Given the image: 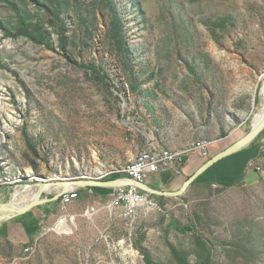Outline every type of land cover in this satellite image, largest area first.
Here are the masks:
<instances>
[{"label": "rangeland", "instance_id": "obj_1", "mask_svg": "<svg viewBox=\"0 0 264 264\" xmlns=\"http://www.w3.org/2000/svg\"><path fill=\"white\" fill-rule=\"evenodd\" d=\"M38 5L61 12L65 49ZM23 21L42 23L51 49L16 37ZM263 80L264 0H0V178L11 182L1 201L39 178L107 180L154 146L248 133ZM155 201L129 221L74 204L71 232L50 221L27 252L0 237V264H146L140 247L152 264H177L169 244L196 264L197 236L213 264H264V148L245 182Z\"/></svg>", "mask_w": 264, "mask_h": 264}, {"label": "crops", "instance_id": "obj_2", "mask_svg": "<svg viewBox=\"0 0 264 264\" xmlns=\"http://www.w3.org/2000/svg\"><path fill=\"white\" fill-rule=\"evenodd\" d=\"M263 132L260 135L261 138L260 136L258 137V143H255V141L242 152L222 160L220 163H218L213 168L204 173L199 178L198 182L200 184L212 183L213 186L221 188L233 186L235 183L240 181V178L243 182H245V179L249 175L251 169H254V165L255 162H257L258 160L260 151L264 148V138L262 137ZM246 134L247 132L244 129L238 128L231 132L228 136L213 143L209 150V159L215 157L216 155L231 147L233 144L241 140ZM207 161V159L200 157L198 154H188L184 158V164L180 169L181 171L179 173H166L171 174L173 177L168 183H165L163 180L164 174H157L154 176H150L146 180L145 184L150 188L156 190L176 192L180 190L184 183L190 177H192ZM255 170L257 172V168ZM85 179L88 178L85 177ZM252 183H255V181H253ZM93 190V194H90L88 188L79 189L80 197L83 196V194H86L93 198V205L84 203L82 201L83 199L75 201L72 205L66 208H63L60 203L58 204L59 201L44 204L42 206L34 208L30 213L24 216L18 217L16 219L10 220L9 222L3 225H0V237L6 239L15 246L23 245L28 246L27 248L31 247L34 244L35 240L38 238V236L41 234L42 227H44V225L48 224L50 221H52V224L57 221L52 220V216H54L56 212L61 213V216L74 215L79 218L81 217L80 214L70 212L69 210V208H71V206H73L74 204L81 203V205H83V212L86 213L90 210V208L92 210H94V208L101 209L111 201V199L109 200L108 198L110 196L112 198V189L93 188ZM56 192L57 191L46 192L43 195V198L51 199L54 195H56ZM150 195L155 200L156 197L159 198L158 196H154L152 194ZM2 199L3 198L1 197L0 204L7 202L6 199L4 201H1ZM58 205H60L59 207L61 209L57 208Z\"/></svg>", "mask_w": 264, "mask_h": 264}, {"label": "built area", "instance_id": "obj_3", "mask_svg": "<svg viewBox=\"0 0 264 264\" xmlns=\"http://www.w3.org/2000/svg\"><path fill=\"white\" fill-rule=\"evenodd\" d=\"M212 144L213 143L209 141L197 142L189 145L187 149L182 152H172L169 149H161L154 146L151 149L138 153L137 157L124 168L116 169L114 172L107 174H120L122 179H130L137 183L145 184L150 176L171 172L176 174L179 173L184 164V158L188 154H198L202 158H208ZM257 170H259V168H257ZM106 175L101 177H105ZM51 181L53 180H50V182ZM9 184H11L9 179L0 178V190ZM88 190L90 194H93V188L89 187ZM80 199L79 189H74L66 193L60 199V203L63 208H66ZM156 208V201L150 194L136 186H126L114 189L111 201L101 209L106 210L112 216L117 215L129 221L138 218L142 212L146 214L154 212ZM77 219L78 217L74 215H62L47 230H54L59 233L63 232V234H67L71 232ZM44 227H42L43 233L46 231ZM35 241L37 242V239ZM31 249L32 247L27 248L26 252Z\"/></svg>", "mask_w": 264, "mask_h": 264}, {"label": "water", "instance_id": "obj_4", "mask_svg": "<svg viewBox=\"0 0 264 264\" xmlns=\"http://www.w3.org/2000/svg\"><path fill=\"white\" fill-rule=\"evenodd\" d=\"M260 101H262L264 105V80L261 84V90L259 95ZM264 131V118L259 126L256 128L251 129L241 140L233 144L231 147L226 149L225 151L221 152L220 154L216 155L215 157L209 159L202 167L192 176L190 177L182 186V188L176 192H168V191H161L150 188L146 184L137 183L130 179H116V180H94V179H76V178H66L58 180H53L48 182L47 184H43L39 180L34 185L29 186L30 189H35L34 198L29 201L24 206L16 208L12 204V197L6 203L0 204V225H3L10 220L16 219L18 217L24 216L30 213L34 208L42 206L44 204L58 202L60 199L68 193L70 190L74 189H83V188H108V189H116L120 187L126 186H136L141 190L148 192L154 196L158 197H171V198H178L183 196V194L196 183L199 178L206 173L208 170L213 168L215 165L220 163L222 160L238 154L248 148L254 141L261 135ZM50 181V180H48ZM46 186H56L59 189H62L56 192V195L53 198H43V195L46 193ZM48 192V191H47Z\"/></svg>", "mask_w": 264, "mask_h": 264}, {"label": "trees", "instance_id": "obj_5", "mask_svg": "<svg viewBox=\"0 0 264 264\" xmlns=\"http://www.w3.org/2000/svg\"><path fill=\"white\" fill-rule=\"evenodd\" d=\"M38 7L46 10L48 15L50 16V19H51L50 22L52 23V25H57L62 29L63 34L61 36V47L63 49H65L64 35L66 33V25L61 20V12L59 10H57V8L56 9L55 8H45L41 5H38ZM111 12H112V28H113V32L115 34L114 40L117 41L118 43H121L124 39V35H123L124 26L122 24V21L119 17L118 12L116 11V9L112 8ZM21 24H22V26L20 27V30L18 31L17 34H15L16 37H19V36L27 37L30 40H32V41H34L40 45H45L51 49L50 41L43 34L44 29H43L42 23H39V22L28 23L26 21H23ZM34 34H36V37L34 36ZM262 137L264 138V132L262 134ZM260 138H261V136H260ZM209 158L210 157L205 158V159L209 160ZM119 178H121L120 174H112L105 181L116 180ZM172 178L173 177L171 174H164L163 175V180L165 183H168ZM194 184H200V183L197 181ZM206 185L211 186L212 183L206 184ZM111 191H113V190H111ZM33 198H34V196L32 197V199ZM158 199L163 200L164 197H159ZM59 203H60V201L58 202V204ZM172 222H173L172 224L175 226V228L180 229L178 223H176L175 221H172ZM182 231H184V230H182ZM196 241H197L198 247L201 250V253L198 255V261L196 264H213L212 260H211V251L207 247L206 241H204L201 237H198V236L196 237ZM169 247H170L171 253H172L174 259L176 260L177 264H191L189 257L187 256V254L183 250L176 248L172 244H169ZM139 251L143 255L146 264H152L150 254L148 253V251L142 247L139 248Z\"/></svg>", "mask_w": 264, "mask_h": 264}, {"label": "bare ground", "instance_id": "obj_6", "mask_svg": "<svg viewBox=\"0 0 264 264\" xmlns=\"http://www.w3.org/2000/svg\"><path fill=\"white\" fill-rule=\"evenodd\" d=\"M261 103H258L256 111L253 114V118H252V124H251V129L256 128L257 126H259L264 118V110L262 111L261 109ZM82 171L87 172L88 169L83 166L81 167ZM94 173L98 176H104L105 172L103 171V169L101 167H98L94 170ZM63 176V175H61ZM61 176L57 175L56 178H60ZM40 182H42L43 184H47L48 180H45L43 178H39L37 179ZM34 188V187H33ZM30 189L29 186H27L26 188H24L23 190H18L16 191V193L12 196V204L14 207L19 208L21 206H24L25 204H27L29 201H31L32 197L34 196L35 189ZM46 192H52V191H59L62 189L57 188L56 186H46L45 188Z\"/></svg>", "mask_w": 264, "mask_h": 264}]
</instances>
